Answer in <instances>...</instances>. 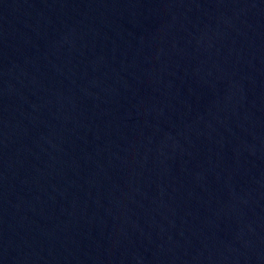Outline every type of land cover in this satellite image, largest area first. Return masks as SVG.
<instances>
[{"label": "water", "instance_id": "obj_1", "mask_svg": "<svg viewBox=\"0 0 264 264\" xmlns=\"http://www.w3.org/2000/svg\"><path fill=\"white\" fill-rule=\"evenodd\" d=\"M0 264H264V0H0Z\"/></svg>", "mask_w": 264, "mask_h": 264}]
</instances>
